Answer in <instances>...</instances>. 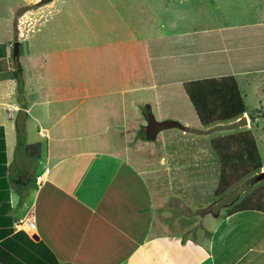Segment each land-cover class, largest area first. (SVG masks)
Instances as JSON below:
<instances>
[{
	"label": "crops",
	"instance_id": "0c3cea01",
	"mask_svg": "<svg viewBox=\"0 0 264 264\" xmlns=\"http://www.w3.org/2000/svg\"><path fill=\"white\" fill-rule=\"evenodd\" d=\"M40 1L13 0L0 14V264H264V212L226 205L264 184V1ZM17 34L26 45L14 57ZM230 77L240 117L255 115L243 131L262 166L241 198L214 208L205 187L170 170L201 161L198 134L177 128L148 144L162 149L160 179L126 148L148 113L199 129L239 119L205 125L185 91ZM236 157L229 149L225 162ZM26 216L34 229H14Z\"/></svg>",
	"mask_w": 264,
	"mask_h": 264
},
{
	"label": "rangeland",
	"instance_id": "374dc122",
	"mask_svg": "<svg viewBox=\"0 0 264 264\" xmlns=\"http://www.w3.org/2000/svg\"><path fill=\"white\" fill-rule=\"evenodd\" d=\"M13 4V0H1L0 1V14L4 16L5 11L8 10V7ZM1 35V33H0ZM3 35V34H2ZM2 41L6 40V37H0ZM12 42H18L21 45V48H24L26 45L25 40L20 34L16 35V38L14 36L12 37ZM20 45H19V50H20ZM7 46V45H6ZM5 46V47H6ZM12 48V47H11ZM8 54H12V49L11 51L8 50ZM14 64V63H13ZM145 108V106L143 107ZM146 110V109H144ZM238 118V117H237ZM240 118V117H239ZM176 120L173 118H164L162 120ZM179 121V120H177ZM222 121V120H219ZM180 122V121H179ZM245 126L238 127L233 133H239L244 130ZM200 129H205V128H200ZM142 130V129H141ZM139 131L138 134L134 137V139H130L129 146L126 148L129 154H139L145 158L146 163H144L145 166H150L155 169V174L160 175L158 179L162 178L165 176L163 174V167L164 164H156L155 158L159 157L161 155L162 149L155 147V146H148V144H151V142H157L162 134L164 133H170V132H180L177 128H170V129H165L163 131H160L161 133H158V135L155 137L153 140H147L145 138L144 131L143 133ZM232 132V131H228ZM239 133L234 134L233 136H237ZM221 134H226V133H219L218 131L215 133H211L210 135H197V138L195 139L198 140V144L204 147V156L202 157L200 162H179V163H172V166L170 167V170L175 174H181L185 176L188 186L192 187H205L203 191L202 197L205 199V206H213L214 208H218L220 204L229 202V200H235L237 198H241L244 194L241 193L240 191L238 192V188H242L244 186V183L247 181V176L253 174L252 172L246 173L244 172V169L239 167L237 164V168L233 167L232 163L236 164V160H233L232 162H223L218 159V154L217 151L215 150V144L212 143L211 141L209 142V139L211 137L218 138L221 136ZM228 140H231L230 143V149L233 150L232 148V139L231 137L228 138ZM148 142V143H147ZM160 141L157 143L159 144ZM133 144H137V146H134ZM139 144V145H138ZM189 144V143H188ZM223 144V143H222ZM238 143L235 142V150L238 147ZM186 150L189 153V150H192L189 147H186ZM239 150V149H237ZM138 152V153H137ZM180 164V165H179ZM198 171V175L196 178L192 174H196L195 171ZM189 177V178H188ZM163 181V180H162ZM161 181V182H162ZM168 185H169V180H167ZM172 180H170V183ZM173 185V183H172ZM232 188L233 194L231 195L226 194L228 188ZM215 191V192H214ZM224 192V193H223ZM200 197V195H198ZM234 198V199H233ZM239 199V202L243 199ZM236 203V202H235ZM228 205L229 209L233 207L232 202H229ZM227 206L225 208H228ZM209 219L212 220L213 223L217 221V219H214L212 217H208ZM173 219V218H172ZM199 240L201 239V233H197ZM192 239H196V235L191 234L190 236Z\"/></svg>",
	"mask_w": 264,
	"mask_h": 264
},
{
	"label": "trees",
	"instance_id": "16d2710c",
	"mask_svg": "<svg viewBox=\"0 0 264 264\" xmlns=\"http://www.w3.org/2000/svg\"><path fill=\"white\" fill-rule=\"evenodd\" d=\"M47 1L48 0H42L34 6L41 5ZM13 75L17 81V94L20 97L22 78L19 65L17 66V69L13 71ZM185 91L193 104L199 119L205 125L219 120L227 121L235 119L246 112L243 98L235 80L231 77L188 82L185 84ZM219 102H223L226 108L229 109L227 114H221V111L217 112L221 108L215 104ZM254 117V113H248L247 115V119H253ZM229 137L232 139L233 150H235V142L239 145L237 147L239 150H235L237 157L235 158L236 164L232 163L233 167L237 168L238 164L239 167L244 169L245 174L259 170L262 166L260 155L255 139L249 130L242 131L237 136H228L225 138V142L220 146L215 143V140L211 141L215 144V150L217 151L218 159L221 163L222 161H225V153L230 149L231 140H228ZM17 138L18 141L21 142L20 134H17ZM247 209H257L264 212V184L258 185L253 191L245 195L240 202L236 203L229 210V212L231 213Z\"/></svg>",
	"mask_w": 264,
	"mask_h": 264
},
{
	"label": "water",
	"instance_id": "95a60500",
	"mask_svg": "<svg viewBox=\"0 0 264 264\" xmlns=\"http://www.w3.org/2000/svg\"><path fill=\"white\" fill-rule=\"evenodd\" d=\"M18 42L13 44V56H18ZM248 124L247 116H242L239 119L227 123H218L205 129L189 127L177 120H157L151 113L147 114V123L145 126V138L152 140L156 137L157 133L168 128H179L186 132L198 135H208L210 133L222 130H231ZM33 238H37L34 236Z\"/></svg>",
	"mask_w": 264,
	"mask_h": 264
},
{
	"label": "built area",
	"instance_id": "2783aa9c",
	"mask_svg": "<svg viewBox=\"0 0 264 264\" xmlns=\"http://www.w3.org/2000/svg\"><path fill=\"white\" fill-rule=\"evenodd\" d=\"M42 176L39 175L36 177V182L39 183L41 180ZM14 229L16 230H24L26 232H30L34 229L35 227V222L33 221V219L29 216H26L22 219H19L17 221H15L14 223Z\"/></svg>",
	"mask_w": 264,
	"mask_h": 264
}]
</instances>
